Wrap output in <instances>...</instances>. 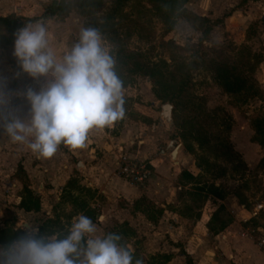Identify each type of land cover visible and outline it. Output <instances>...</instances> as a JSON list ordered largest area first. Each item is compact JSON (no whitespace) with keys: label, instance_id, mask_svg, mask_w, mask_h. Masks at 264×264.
<instances>
[{"label":"rangeland","instance_id":"obj_1","mask_svg":"<svg viewBox=\"0 0 264 264\" xmlns=\"http://www.w3.org/2000/svg\"><path fill=\"white\" fill-rule=\"evenodd\" d=\"M248 2L235 4L239 14L248 10L251 13L256 12L249 22L255 24V31L247 40L244 38V32L241 39L231 28V23L227 24L224 21L225 17L231 14L232 9H235L231 6L223 11L220 10L218 17H201L191 12L186 2L184 13L175 20L173 28L168 32L164 30L165 24L154 11L150 0H130L123 8L122 14L116 17L118 39L126 51L142 53L151 63L161 66L164 74L172 70L174 60L190 64L189 77L193 93L201 100L202 109L215 118L217 125L209 123L210 120L206 123L210 124V129L214 133L228 134L230 144L239 155L242 164L219 156L213 146L216 140L200 146L190 139L183 141L180 138L179 128L173 125V105L168 101L156 99L145 77L129 74L125 70L120 71V76L125 83L126 114L122 120L115 122L112 128L107 129L111 136L124 137L119 139L123 149L116 148L117 165L119 162L124 164L128 161H142L150 170L149 178L137 183L139 186L148 183L155 172L147 159H135L131 154L143 146L151 151V157H160L161 151L162 154L166 153L164 157H168L167 153L170 151L166 149L167 141L175 139L180 161L177 164L175 160L174 167L170 169L171 171L175 169L173 171L176 172L173 186L175 205L179 212H185L191 220L198 211L199 214L204 215L211 213L217 204L221 203L224 211L220 216L229 220L226 226L234 222L235 233L249 238L264 250V216L261 215L264 211V170L257 165L258 160L264 155V149L249 140L251 135L249 118L256 111L264 109V99L254 96L242 103L234 102L211 80L208 70L201 63L204 53L213 51H220L227 61L240 60L250 68L246 75L254 80L264 98V16H262L264 12H259V7L251 6ZM69 12H71L69 18L71 32L75 33L74 42L78 39L82 27L96 28L103 16L100 10L81 15L72 4ZM216 19H220L221 22L216 24ZM55 20H63V18L55 17ZM209 25V32L202 37L201 29ZM199 38L202 39L201 45L198 43ZM105 41L112 48L106 39ZM166 41H171L172 44L166 45ZM13 44L14 40L10 46L0 50V59L13 62V68L16 69L18 65L12 56ZM245 48L248 51H245ZM6 77L8 87L12 83L15 84L14 77L7 75ZM19 81L23 84L26 79ZM164 102L172 106L171 125L163 121L159 115L160 105ZM226 124L229 126L227 129L224 127ZM154 126L157 127L153 129ZM181 170L190 172L196 182L213 183L214 186H218L222 191L223 199L219 201L207 195L200 202L195 196L181 195V192L189 191L192 187L185 180L178 178ZM80 179L78 173L69 178L60 189L55 191L58 199L48 201L49 211L47 213L38 211L28 219L29 223L40 225L42 231L66 229L77 214L82 213L80 206L85 205L95 213L93 222L97 224V235L108 232L119 233L123 237V243L127 240L130 241L128 242L130 245H136L134 255L139 254L141 240L138 236L124 223H116L107 218L103 220V213L95 206L101 201V196L96 193L94 187L82 184ZM70 180H74V183L68 185ZM34 196L38 198L36 194ZM149 204L146 199L140 197L135 205L139 207L142 205L144 208ZM186 207L191 210H185ZM21 227L13 231L14 235L19 234Z\"/></svg>","mask_w":264,"mask_h":264},{"label":"crops","instance_id":"obj_2","mask_svg":"<svg viewBox=\"0 0 264 264\" xmlns=\"http://www.w3.org/2000/svg\"><path fill=\"white\" fill-rule=\"evenodd\" d=\"M49 1L0 0V16L13 13L24 18V26L32 22L25 19L39 17ZM239 1L188 0L186 6L189 5V10L201 17H218L220 10L235 7L224 21L231 23V28L242 39L244 28L256 12L248 10L239 14L235 6ZM248 4L264 12V0L249 1ZM70 16L71 12L63 20H55V17L44 19L49 29L50 47L57 58L75 43ZM13 65V62L1 58L0 76L13 78V74L19 71ZM23 78L26 81L22 84L19 80ZM15 80V84L8 87L14 92H22L28 87L39 90L41 86V81H34L26 74ZM13 104L27 110L20 96L13 98ZM110 127L91 130L83 148L72 149L62 144L50 158L37 157L26 145L12 143L6 134H0V229L15 231L17 227L29 223L28 219L38 211L47 213L50 207L48 201L58 199L55 191L78 173L81 183L94 187L101 196V201L95 206L103 213L102 219L124 223L141 240V251L134 258L142 259L143 264H186L185 255L191 264H264V250L249 238L235 233L234 222L212 234L206 229L210 212L201 213L191 220L180 214L175 205L173 186L176 172L170 169L174 163L169 158V152L168 157H164L166 153L162 154V151L160 157H151L148 148L139 147L131 157L147 159L154 168V176L142 186L120 177L116 173V148L123 149L119 143L122 136H111L108 132ZM175 160L179 164L178 151ZM18 165L27 178L29 189L39 198L38 211H24L19 207L21 182L15 175ZM140 197L146 199L149 206H136L134 202ZM128 242L124 240V244L135 253L136 245Z\"/></svg>","mask_w":264,"mask_h":264},{"label":"clouds","instance_id":"obj_3","mask_svg":"<svg viewBox=\"0 0 264 264\" xmlns=\"http://www.w3.org/2000/svg\"><path fill=\"white\" fill-rule=\"evenodd\" d=\"M13 36L12 56L19 68L14 78L26 74L41 86L14 92L8 78L0 76V134L12 143L50 158L62 144L85 147L91 130L125 117V83L117 57L97 28L82 27L59 58L50 47L44 19L25 24ZM15 96L23 98L26 111L13 104ZM122 241L116 232L97 235V224L82 213L58 231L26 222L0 246V264H143Z\"/></svg>","mask_w":264,"mask_h":264},{"label":"trees","instance_id":"obj_4","mask_svg":"<svg viewBox=\"0 0 264 264\" xmlns=\"http://www.w3.org/2000/svg\"><path fill=\"white\" fill-rule=\"evenodd\" d=\"M130 0H50L43 8L39 17L25 19L26 21H34L37 18H51L67 16L71 9V4L77 9L79 14L85 15L87 12L102 11V20L97 24L96 28L103 34L104 38L112 45L114 54L117 57L118 73L125 70L129 74H137L145 77L150 83L152 95L161 101H168L173 105V125L180 130V138L183 141L188 139L194 141L197 145L208 144L211 140H216L214 151L227 160L239 162L240 157L232 148L228 134L214 133L210 129V124L216 126L215 118L209 116V113L202 109L201 100L192 90V83L189 77L191 68L189 63L183 61H175L174 66L168 74H164L161 66L156 63H151L140 52L126 51L123 44L119 42L117 33L116 17L122 14L123 8ZM256 0H240L239 3ZM154 11L158 13L163 24L164 30L170 31L175 20L184 13V5L187 0H150ZM197 18L196 15H193ZM24 18L9 13L5 16H0V49L10 46L14 40L13 33L23 27ZM205 20V19H204ZM221 22L216 19L215 23ZM210 30L208 27L201 29V36L204 37ZM255 31V24L248 23L244 30V38L247 40ZM202 39L199 38L198 43L201 45ZM166 45L172 44L171 41H166ZM245 51L248 49L245 48ZM202 65L208 70L211 80L220 88L226 95L230 96L234 102H245L249 97L263 98V93L255 85L254 80L246 75L249 67L240 60L227 61L220 51L204 53ZM219 110V109H218ZM208 126H207V125ZM207 126V127H206ZM249 126L251 129L250 142L257 144L264 149V109L256 111L249 118ZM225 129L229 126L226 124ZM221 132V131H219ZM258 167L264 170V155L258 160ZM16 177L21 182L20 202L19 207L24 211H38V198L28 187V181L21 167L18 165L15 173ZM178 178L185 180L192 187L189 191H183L182 194L192 195L198 201L209 195L216 200L223 199L222 191L213 183H199L195 181V177L186 170L179 172ZM74 180H70L67 184L71 185ZM136 204V201L134 202ZM82 213L94 220L95 213L92 209L80 206ZM187 211L191 210L186 207ZM199 210V209H198ZM224 211L221 203H218L216 208L211 212L206 229L209 233L217 234L222 231L228 224L227 219H223L220 213ZM183 216L189 217L185 212H180ZM199 211L195 213L194 218L199 217ZM264 216V211L261 212ZM14 233L9 228L0 229V246L9 242ZM186 264H191L187 255H185Z\"/></svg>","mask_w":264,"mask_h":264},{"label":"built area","instance_id":"obj_5","mask_svg":"<svg viewBox=\"0 0 264 264\" xmlns=\"http://www.w3.org/2000/svg\"><path fill=\"white\" fill-rule=\"evenodd\" d=\"M130 183L137 184L142 180H147L150 170L142 161H128L124 164L118 163L116 173Z\"/></svg>","mask_w":264,"mask_h":264},{"label":"water","instance_id":"obj_6","mask_svg":"<svg viewBox=\"0 0 264 264\" xmlns=\"http://www.w3.org/2000/svg\"><path fill=\"white\" fill-rule=\"evenodd\" d=\"M171 109L172 106L168 102H164L160 105V117L168 123L169 125L172 124V118H171ZM166 149H168L169 152V158L176 163L175 157L178 150V144L176 143L175 139H170L167 141Z\"/></svg>","mask_w":264,"mask_h":264}]
</instances>
